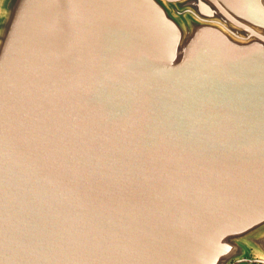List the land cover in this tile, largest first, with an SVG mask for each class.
<instances>
[{"label":"water","instance_id":"1","mask_svg":"<svg viewBox=\"0 0 264 264\" xmlns=\"http://www.w3.org/2000/svg\"><path fill=\"white\" fill-rule=\"evenodd\" d=\"M0 264H264V0H0Z\"/></svg>","mask_w":264,"mask_h":264},{"label":"rangeland","instance_id":"2","mask_svg":"<svg viewBox=\"0 0 264 264\" xmlns=\"http://www.w3.org/2000/svg\"><path fill=\"white\" fill-rule=\"evenodd\" d=\"M10 26L8 25L6 27L3 28V39H8L10 36Z\"/></svg>","mask_w":264,"mask_h":264}]
</instances>
